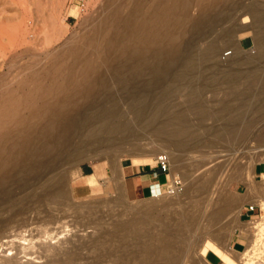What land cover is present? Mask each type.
Wrapping results in <instances>:
<instances>
[{
    "label": "bare ground",
    "instance_id": "1",
    "mask_svg": "<svg viewBox=\"0 0 264 264\" xmlns=\"http://www.w3.org/2000/svg\"><path fill=\"white\" fill-rule=\"evenodd\" d=\"M228 2L230 1L126 0L122 2L123 8L121 12H117V9H115L116 7L113 8L115 10L110 9L108 3L109 6H106L111 12H107L105 15L103 14L105 18L102 16L104 19L102 18L103 25L100 28L99 19H95V21L87 27L83 36L78 39L73 38V40L71 39L72 41L69 40L70 42L62 45L61 49L59 48V51L55 54V57H49L45 54L46 56H44V58H49V61L45 65H40L41 63L39 64L38 60V62H36L38 64L34 65V62L26 67L27 71L23 70L26 71L25 73H18L20 77L17 75L18 78L15 80V85H23L25 88L18 92L19 96L16 101H8L2 96V92H0V108L2 109L4 107L5 109L0 113V177H5L6 179V177L11 176L10 178H12L13 175L11 174H13L14 169L11 168V171H9V166L13 165L14 160L16 163L21 156L23 157V151L26 149L25 147L33 136L27 137L26 139L24 137H26L25 135L35 126V123L40 119L50 118L51 115L55 116L53 113L54 109L48 108V103L52 97L64 93V91L74 90L78 83L79 85L88 83L87 85H91L89 89H91L93 85L95 92L97 90H103L96 92L97 96L90 99L88 103H85L86 107L92 106L95 108H91L92 111L90 110V112H88L89 116L84 120L85 124L89 125V131L85 137L88 138L89 141H92L91 143L89 142V146L93 149L88 148L89 146H81V150H74L75 152L72 153L71 158L75 160L72 163L73 165H71L76 167L77 163L83 160V156L86 155V153L93 154V157L101 156L108 160L110 163V173L113 179L106 188V193H111L122 187L120 183V176H122L121 161L124 158L139 156L143 153H145L144 155H151L155 158L159 153H166L170 165V174H177L183 180L185 199L180 201V194L167 195L172 198V201L164 203L162 207L166 210L167 219L172 220L180 217V214H175V212L183 207L189 205L196 206L197 218L194 223L196 225L200 219V210L203 207L205 208L207 199L206 197H199L198 200L195 198L201 195L205 188L210 186V181L206 180L204 176L209 170L215 169V167H217L216 173L213 176L211 174V176H217L220 173L217 172L218 166L226 161L224 158L218 160V157L220 158L218 154L214 156L210 155L207 151L205 152V140L208 136L214 137L213 139L221 138L222 140V138H224V142H226L225 137H230V139L235 137L239 146L245 148V150L243 148V151L240 150V152H237L238 150L236 151L235 147L233 153L230 151V157L239 154L243 159L245 158L239 164V168L236 167L237 171L234 173L235 177H239V180L246 185L249 184V174H251L253 167L257 163H262L264 161V0L249 2L247 7H244L239 13L238 21L235 17H230V21H227L229 25L225 26L219 34L204 39V46L202 45L204 48L202 47V50L200 49L202 53L204 52V58L200 52L198 53V55L200 54L201 56L200 59L194 57L188 61L184 68L195 71L197 69L196 66L202 63V59L209 60L216 56L215 53L219 51V43H223L224 40L221 41V39H228L225 36L229 32L226 33V31H228V26H231L234 20L237 24L234 22L235 24L233 25L244 32L250 31L251 27L255 29H253V41L256 54L250 55L247 58L252 61L250 64L258 63L250 66L246 71H223V76L218 78H222V83L213 82L211 80L206 81L208 80L206 79L201 92L197 93L190 91L189 98L181 104L175 101L173 96L180 93L181 90L187 92L189 88L186 86L193 82L192 80L195 79L194 77L186 80L182 78V81L179 80L180 83H173L171 85L165 84L166 86L164 85L160 89L156 87L152 89L150 93L149 91L145 93L146 91H140L136 88H131L132 90L126 91L129 90L127 86L131 84L128 83L127 86L121 89L126 90L120 95L122 99L119 101L116 97L109 94L111 90L114 91L113 89L117 91L116 87L107 84L108 81L102 83L100 80L104 77L103 71H98L97 68L101 65H107L108 67L110 60L116 58L121 60L130 57L128 55L138 51L139 47H141V50H147L148 47L146 46H149L148 43L152 41L166 40L170 36L167 35V33L165 34L163 30L174 23V20H176L175 14H178V12L183 15L178 26L184 27L190 25L194 21L190 13L192 9L201 15L208 13L216 14L220 12H216V10L222 8L223 5L226 6ZM242 2H244V0H235L228 3L227 6L232 7L233 4L234 7L232 8H236V6H239ZM93 3L94 0H89L88 6H93ZM73 5L80 10L83 3L81 0H73ZM219 6L220 8H218ZM221 11L223 12V10ZM102 12L104 11L102 10ZM222 12L220 13L223 14ZM224 15L226 16V14ZM176 16H178L177 20L180 21L179 15ZM177 20L176 22H179ZM251 34H253V32ZM251 34L249 36L253 38ZM107 36L111 42L110 50H108L111 51V55L108 56L109 58L106 57L105 59V49H102V44L105 43L104 40L107 39ZM8 38L10 39V37ZM141 38H144V40L141 41L142 43L139 42ZM106 47L108 46L106 45ZM233 49V57L240 55L241 50L239 43H237V46H234ZM170 57L173 59L171 55ZM52 62L54 64H51ZM94 76L98 77V79L92 82ZM104 84L108 86H104ZM117 88L121 87L117 86ZM207 92H210L209 98H207ZM108 97L113 101H108ZM78 98L80 97H76V99ZM200 98H202V100ZM84 122L82 126L85 125ZM47 129L49 130L50 127ZM37 133L38 132H36V134ZM35 136L34 138H36ZM39 137L40 136H38V138ZM44 137V143H48L55 139L52 134L48 137ZM81 143L83 142L81 141ZM209 143L210 142H208V144ZM63 144H61V147ZM83 147L88 148V150L83 151ZM127 147H129V151L132 152V155L123 154L121 152V150ZM102 148L103 150H100ZM146 149H148V151L145 152ZM213 149L216 148L213 147ZM46 163L47 161H42L38 166L39 168L34 171V173L41 172L42 175L40 176L39 182L31 186L29 190H25L29 185V181L24 179L25 174L21 173L22 171L19 172V176L20 173L24 175L22 180H14L12 182L16 184L15 187L7 186V189H4L3 185V189L1 188L0 190L4 198V201L0 200V234L6 231L8 232V237H10V240H8L6 244H4L5 242L3 244L0 243L1 248L2 245H4L3 250H5L4 253L0 251V264H38L35 262L36 259L31 257L33 256L32 251L35 248L31 247L32 245L25 246V242H22V244L25 243L24 245H20L21 240L26 241L24 240L25 232L22 233L23 237L22 234H20L23 232L21 230L24 229L16 231L12 226H9V223L16 215L26 212L31 206L32 201H42L43 203L38 204L36 209H41L40 207L43 206V211H45V213H50L53 209H57L61 206L67 205L69 208L74 206V204L68 202L69 197L66 186L68 180L67 172L56 169L57 167H51L50 165L43 168ZM204 166H209L207 171L204 170ZM182 169H185V171ZM222 169L221 167V170ZM76 171H78L77 168ZM28 173L29 172H27V174ZM16 179H18V176ZM3 183H5V181H3ZM6 183L8 182L6 181ZM213 184L214 181L212 180V186ZM250 187L251 189L253 188L252 186ZM15 188L19 190L22 189L20 192L21 195H15ZM253 189V191L257 193L254 204H256L261 211L260 217L257 220H250L246 228H244L236 224L235 211H233V213L230 211V213H222V215L220 214L221 216L217 217L216 222L220 225L222 219L224 220L225 218L223 216L229 215L226 224H224V221L221 225L223 231L220 233V236L222 240L221 246L223 248L229 246L236 230L239 231L238 235L244 239V248L241 251H237L232 260L224 259V264H264V183L262 185L260 184V186H254ZM120 194L121 192H119V195ZM120 198H122V196ZM120 198L115 199L112 205H110L109 200H96L92 204L86 205H89L88 208H91L93 212L104 209V211H108L109 213L110 206L112 210H115L121 205ZM177 201H180V203ZM226 203L228 205H234L231 198L226 200ZM49 204H53V206L51 205L52 207H50ZM85 211V208H79L77 214H84ZM210 217L209 219L211 220L213 217ZM61 221L62 220L58 219L55 222L58 225L60 224L58 230H65L64 228L66 227L64 225L63 228V222ZM203 223L204 221L202 224ZM93 228L91 227L92 231ZM122 229L123 227L121 230ZM128 232H130V230ZM57 235H59V233L55 232L54 236L50 237L51 241L57 239ZM43 237L46 238V236ZM90 238V241L82 242L84 245L74 247V250L67 246L69 241L66 240L61 241L56 247L51 245L55 243L51 241L41 242L39 244L43 245V253H45L44 258L50 259L60 253L61 259L66 261L74 255L81 257L83 249L96 252L107 240V236L103 235L97 237L92 236ZM126 241H130V239H126ZM28 242L30 243V241ZM18 244L19 246H17ZM13 246H15V248L12 250L11 247ZM184 248L185 246L183 244H176L171 241L165 242L162 248L160 247L158 250L153 249V251L139 255L140 257L137 259L138 263L136 264H178L183 256ZM11 250L13 253L11 252L10 256L5 254L6 252L9 253ZM134 250L135 248L128 250L124 254V257L126 259H131L133 256H136L138 253L136 254ZM196 253H194V255ZM20 254L22 257H19ZM155 257H158L156 263L154 262ZM102 258V252L97 251L94 260L100 262ZM39 259L42 258L39 257L38 260ZM115 262L120 263L121 260H116L115 258ZM200 262L198 258L193 259V264H201ZM40 263L46 264L47 262Z\"/></svg>",
    "mask_w": 264,
    "mask_h": 264
},
{
    "label": "rangeland",
    "instance_id": "2",
    "mask_svg": "<svg viewBox=\"0 0 264 264\" xmlns=\"http://www.w3.org/2000/svg\"><path fill=\"white\" fill-rule=\"evenodd\" d=\"M81 1L83 6L80 10H78L77 7L74 6L75 4L73 5V0H0V92H2V96L5 99L10 102L16 101L19 96L18 92L25 88L23 85H15V80L18 78L19 72H22L21 74L25 73L27 71L26 67L33 64L34 62V65L38 64L36 63L38 60L39 64L41 63L40 65H45L49 61V58H44V56H46L45 54H47L49 57H55V54L59 51V48L61 49L62 45L72 41L73 38L78 39L83 36L87 27L92 22H94L95 19H99L98 21H100V28L103 25V19L105 18L104 15L107 14V12H111L109 8L113 9L116 7L115 9H117V12H121V9L123 8L122 2H125L126 0H94L93 6L90 7L88 6L89 0ZM228 1L232 2L235 0ZM252 1L254 0H244V2L239 4V6H236V8H232L234 7L233 4L232 7L227 6V4L230 2L226 3V6H221L222 8L219 6L218 8L220 9L216 10V12H222L221 10H223V14L220 12H215L216 14L208 13L201 15L192 9L190 13L192 18H194V21L190 25L184 27L178 26L183 17V15L178 12V14H175V19L177 20L178 16L176 15H179L180 21L177 20L179 22H176V20H174V23H172L171 26L169 25L163 30L165 34L167 33V35L170 36L168 37L169 39L167 38L164 41L157 40L148 43L149 46L146 47H148L149 53L147 48V50H141V47H139L138 51L128 55L130 57H126L125 59L121 60L119 58L110 60L108 67L107 65H101L102 67L99 66L97 69L98 71H103L104 76L100 81L102 83L108 81L107 84H110L112 87H116L117 91L113 89L114 91L111 90L109 94L121 101L120 99H122V96L120 95H122L126 90L121 89L127 86L128 83L131 84L127 86L129 87V90L126 91L136 88L140 91H146L145 93H148V91L150 93L151 90L155 89L156 87L157 89H160L165 84H177L180 83L179 80L182 78L186 80L192 79L194 77L195 79L192 80L193 82L186 86L189 88V90H186H188V93L190 91L198 93L203 89L204 81L206 79H208L206 81L211 80L213 82L215 81L217 83H222V78H218L223 76V71L225 70H229L230 72L248 70L250 66L258 63L250 64L252 61L247 58L250 55L256 54V48L253 41L255 29L251 27L250 31L244 32L233 25L236 23L235 20L232 21L231 26H228V31H226V33L229 32L225 36L228 39H221V41L224 40L223 43L225 45L222 42L219 43V51H217L218 53H215L216 56L209 60H204L201 58L202 63H199L196 66L197 69L195 71L187 70L184 67L188 61L194 57L196 59H200V54L204 58V52H201L202 47L204 46V39L219 34L225 26L229 25L228 22L231 18L235 17V19L238 21L239 13L244 9V7H247L249 2ZM108 3L110 5L109 8H107V6H109ZM102 10L104 12H102ZM224 14H226L227 17ZM252 32L253 34H251ZM250 34L253 35V38L249 36ZM8 37H10V39ZM106 38V40H104L105 43L102 44V49H105V59L111 55V51H108L110 50L111 42L109 41L108 36ZM143 40L144 38H141L139 39V42ZM237 43H239L241 53L240 55L233 57V48L234 46H237ZM105 44L109 48L106 47ZM198 53L200 54L198 55ZM170 55L173 59H171ZM51 64L54 63L52 62ZM97 79L98 77L94 76L92 78V82L96 81ZM87 84L79 85L78 83L76 84L74 90L64 91V93L52 97L48 103V108L54 109L53 113L55 116L51 115L50 118L38 120L35 123V126L31 128V130L25 135V139L27 137H33L30 138L28 145L25 147L26 149L23 151V157L21 156L16 161V163L14 160L13 165L9 166V171H11V168L14 169L13 174H11L13 175V179L10 178L11 176L6 177V179L5 177H0L1 190V188L3 189V185L4 189H7V186L15 187L16 184L12 182L14 180L21 181L24 177V175L21 173H24V179L29 181V185L27 188L25 187V190H29L31 186L39 182L40 176L42 174L41 172L34 173V171L39 168L38 166L42 163V161H47L43 168H46L48 165H50L54 168L57 167L56 169L66 171L68 175L66 185L68 191L67 194L69 197L68 202L74 204V206L72 208L67 207V205L61 206L57 209H53L50 213H45V211H43V206L40 207L41 209H36L38 204L43 203L42 201H32L31 206L26 210V212L16 215L9 223V226H12V228L16 229V231L19 229L26 230H21L23 232L20 234L25 232V239H23L30 241V243L28 241L26 242L21 240V244H19L24 245L26 243L25 246L32 245L31 247L35 248L32 251L33 256L31 257L36 259V261H34L38 264L40 262H47L46 264H136L138 263L137 259H139V255L146 254L150 251H153V249L158 250L160 247H163L165 242L169 241L176 244H183L185 246L183 256L180 259L181 262L179 261L178 264H193L194 258H198L201 261V264H209L206 261L207 257H205L208 252H212L220 258L217 264H224V259L232 260L235 257L236 252L241 251L244 248V239L238 235L239 231L236 230L229 243V246L223 248L221 246L222 240L220 236V233L223 231L221 229V225L224 221V224H226L229 215L223 216L227 218H224V220L222 219L220 225L217 224L216 220L217 217L222 215V213L225 214L229 211L233 213V211H235L236 224L246 228L247 223H249L250 220H257L260 217L261 211L259 208H257L254 212H250L249 214L246 213L245 210L247 205L254 204L255 198L257 197V193L253 191L254 186H260V184L262 185L264 183L263 181L256 182L259 178H255L254 176V169L259 163L253 167L251 174H249V184H244L241 180H239V177H235L234 172L237 171V168L240 166L239 164L245 158L243 159L239 154L230 157L231 152L233 153V150L235 151V147L236 151L238 150L237 152H240V150L243 151L244 147L239 146L235 137H232L233 139H230V137H225L226 142H224V138L221 140V138L213 139L214 137L208 136L209 138L207 137L205 140V152L207 151L210 155L214 156L218 154V156L220 155L218 160H222L224 158L226 161H224L225 163L222 165L218 166L217 172L220 173L217 176H214L215 178L212 176L215 175L217 167H215V169L209 170L205 174L207 177L204 176L206 180L210 181V188H205L201 195L195 198L196 200H198L199 197H206L207 199L205 208L203 207L200 210V219L196 225L194 224L197 218L196 206L189 205L183 207L182 209L175 212V214H180V217H177V219L168 220L166 210L162 206L164 203L172 201L171 197L163 195L161 197L151 199L147 196L131 198L126 190L125 182L124 179H122V176H120V183L122 187L117 191L105 193L104 189L107 180H101V185L99 186L98 191H90L86 196L76 197L72 192V186L76 181H81V178H79V173L80 167L82 165L102 164L110 168V163L108 160L101 156L93 157V154L91 153H86V155L83 156V160L79 161L76 167L72 166V163L75 160L71 158L72 153L77 149L81 150V146L88 147L92 142L85 137L86 134H88L89 125H86L84 120L87 119V116H89L88 112L95 108L92 106L86 107L85 103H88L90 99L96 97V92L103 91L97 90L95 92L94 86L92 85V88L89 89L91 85L89 86ZM107 84H104V86H108ZM117 86H120L121 88H117ZM119 90L122 92L120 93ZM187 92L181 90L180 93L173 96V99L181 104L189 98L190 93L188 94ZM207 95V98H209L210 92ZM76 97L80 98L76 99ZM109 97L108 101L112 102L113 100H110ZM200 99L202 100V98ZM3 110H5L4 107L2 109L0 108V113ZM83 122L85 124L84 126H82ZM49 127L50 129L48 130L47 128ZM36 132L38 133L36 134ZM48 133L50 135H54L55 139L53 138L54 140L44 143L43 137L50 136ZM58 134L61 135L63 139ZM34 136L36 138H34ZM38 136L40 137L38 138ZM81 141L84 144L81 143ZM208 142L210 143L208 144ZM61 144H63L62 147ZM212 146L216 149H213ZM90 147L91 146L88 148ZM88 148H84L83 151H87ZM100 150H103V148ZM146 151H148V149H146L145 152ZM121 152L123 154L132 155V152L129 151V147L121 150ZM144 154L145 153L139 156H130L126 158H130L131 160L145 157L153 158L151 155L147 156ZM208 167L204 166V170L207 171ZM221 167L223 168L222 170ZM76 168L78 171H76ZM182 170L185 171V169ZM15 171H17L18 174ZM20 171L22 172L19 176ZM27 172L30 174H27ZM17 176L18 179H16ZM112 179L113 177L110 176V181ZM212 180L214 181V187L212 186ZM3 181H5V183H3ZM6 181L8 183H6ZM250 186L253 188L251 189ZM14 190L16 196L21 195L20 192L22 189L19 190L18 188H15ZM119 192H121L120 195ZM121 196L122 198H120ZM117 198H120L121 201H119L121 202V205L115 210H112V207L110 206L109 213L108 211H104V209L93 212L91 208H88L89 205H86L92 204L96 200H109L110 205H112L113 201ZM230 198L233 200L234 205H228L226 203V200ZM184 199L185 197L183 191V193L180 194V201ZM0 200L4 201L3 195H1V193ZM180 201L177 202L180 203ZM51 205L53 206V204H49L50 207H52ZM79 208H85V213L78 215L77 213ZM58 219L62 220L61 222H63V228L64 225L66 227L64 228L65 230H58V226L60 224L58 225L55 223ZM203 221L204 223L202 224ZM91 227L93 228V231ZM122 227L123 229L121 230ZM129 230L130 232H128ZM55 232L59 233V235H57L58 238L55 239L56 241H51L50 237H53ZM102 235L107 236V240L102 244L101 248L96 250V252L101 251L103 254V258L100 262L94 260L96 257V252H90V250L86 249H83L81 257L74 255L66 261L61 259L60 253L54 257H51L50 259H47L44 258L45 253H43V245L39 244L41 242L51 241L52 243L55 242L51 245L56 247V245H59L61 241L66 240L69 241L67 246L74 250V247H80L84 245L82 242L90 241V237ZM8 236V232H2L0 234V243L3 244L5 242L4 244H6L7 241L10 240V237ZM43 236H46V238ZM126 239H130V241L127 242ZM22 242L25 243L22 244ZM19 244L17 246H19ZM3 247L4 245H2V248L0 246V251L4 253L5 250H3ZM11 248L13 250L15 246ZM134 248V251L136 254H138L133 256L131 259H126L124 254L128 250ZM12 250L9 253L6 252L5 254L10 256V253H13ZM194 253L196 254L194 255ZM19 257H22L21 254ZM39 257L42 259L38 260ZM115 258L116 260H121V262H115ZM157 261L158 257H155L154 262L156 263Z\"/></svg>",
    "mask_w": 264,
    "mask_h": 264
},
{
    "label": "crops",
    "instance_id": "3",
    "mask_svg": "<svg viewBox=\"0 0 264 264\" xmlns=\"http://www.w3.org/2000/svg\"><path fill=\"white\" fill-rule=\"evenodd\" d=\"M154 163L155 158L147 157L133 160L125 158L122 160V179H124L126 190L131 198L147 196L151 199L152 197L149 195V185L153 182L162 183L165 181L164 172L156 168ZM79 174L81 181H76L72 186V192L76 197L86 196L90 191H98L101 180H107L104 189L106 193V188L111 183L110 170L107 166L102 164H84L80 167ZM254 176L255 178H259L257 181L255 180L256 182H264V161L255 167ZM246 208L247 206L245 210ZM246 213L249 214L250 212L246 210ZM205 257H207L206 261L209 264H217L220 259L212 252H208Z\"/></svg>",
    "mask_w": 264,
    "mask_h": 264
},
{
    "label": "built area",
    "instance_id": "4",
    "mask_svg": "<svg viewBox=\"0 0 264 264\" xmlns=\"http://www.w3.org/2000/svg\"><path fill=\"white\" fill-rule=\"evenodd\" d=\"M154 166L165 174V181L153 182L149 185V195L153 197L161 195L181 194L184 191V183L179 175H170V165L166 153H159L155 157ZM259 208L256 204L247 205L248 212H254Z\"/></svg>",
    "mask_w": 264,
    "mask_h": 264
}]
</instances>
